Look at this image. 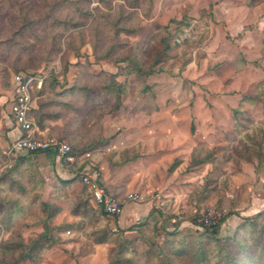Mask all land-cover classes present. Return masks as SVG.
I'll return each instance as SVG.
<instances>
[{
    "label": "rangeland",
    "instance_id": "rangeland-1",
    "mask_svg": "<svg viewBox=\"0 0 264 264\" xmlns=\"http://www.w3.org/2000/svg\"><path fill=\"white\" fill-rule=\"evenodd\" d=\"M97 6V2L90 6L92 19ZM102 10L110 42L99 46L97 55L91 44V19L64 35L63 50L56 57L48 61L35 58L20 72L45 77V92L36 98L35 107L43 100L53 102L49 114L61 113L62 118L46 122L58 136L63 129L72 131L78 145L91 148L79 157L85 167L102 175L104 165L126 185L106 188L100 184L119 200L136 192L142 196L140 203L152 201L155 219L138 222L125 235L113 217H102L94 229L87 218L70 212L72 201L87 189L82 182L85 168L76 171L61 160L83 187L72 196L71 184L60 196L59 179L48 195L37 160L44 179L42 200L63 210L51 224L58 244L40 262L21 264H109L110 253L122 235L141 242L144 259L148 255L159 264H169L168 254L175 263L163 246L166 234L198 235L206 228L195 219L216 209L225 214L219 237L226 238L234 236L247 218L264 210V95L243 103L244 97L258 94V85L264 81V0L255 6L248 5V0H149L140 8L118 0L112 9ZM119 28L129 33L115 36ZM78 31L83 32L70 45L66 69L62 59L66 39ZM152 38L157 51L150 52L145 46ZM164 39L168 51L161 45ZM132 52L142 60L143 70L153 73L143 77L129 74V62H116ZM4 58L0 62V98H9L12 78L20 72L15 71L12 57ZM85 67L95 79L79 82ZM117 74L125 93L120 109L112 111L116 93L110 76ZM71 88L78 95L73 99L79 101L69 98ZM208 154L213 161L190 170L194 155L200 159ZM13 156L8 148L0 149V173L12 167ZM177 158L182 164L171 173ZM127 184L134 189L128 190ZM0 190V201L6 202L8 210L3 216H12L8 224L0 223V264H5L3 260L14 262L19 254L14 228L24 213L20 207L12 211V199L22 204L26 199L16 197L8 187ZM88 197L92 209L98 211L99 206L90 194ZM104 229L114 235L108 243L98 244L102 235L94 233ZM41 232V224H31L22 230V239L28 243ZM7 242L12 252L4 248Z\"/></svg>",
    "mask_w": 264,
    "mask_h": 264
},
{
    "label": "trees",
    "instance_id": "trees-1",
    "mask_svg": "<svg viewBox=\"0 0 264 264\" xmlns=\"http://www.w3.org/2000/svg\"><path fill=\"white\" fill-rule=\"evenodd\" d=\"M118 0H0V62L5 60V56H10L14 60L15 71H22L31 65L35 58H41V61H48L56 57L63 50L62 39L64 35L74 29L86 26L93 17V12L90 6L93 2L99 3L100 6L95 8L96 16L90 24V34L92 38V47L97 55L98 47L109 44L108 24L105 22L106 12L103 9H112L113 3ZM131 8H140L149 0H123ZM262 0H248V5L255 6ZM110 15V13H107ZM46 31V33H45ZM83 31L74 32L66 39L67 50L63 54V62L67 69L68 57L72 52L71 43L77 38V35ZM117 32V35H116ZM115 32V36L122 33H129L126 29L119 28ZM134 34L133 32L130 34ZM155 38H152L145 46L150 52L157 51V48L152 44ZM166 46V51L170 47L167 40L164 39L161 45ZM146 51H144L145 53ZM25 59V60H24ZM22 61H28L22 66ZM116 62H129V74H136L143 77L150 75V72L143 70L142 60L135 53L116 59ZM23 73V72H20ZM18 73V74H20ZM117 75L110 76L112 81L113 91L116 93V105L112 107V111H117L121 107V98L125 93V86L117 82ZM79 82H90L95 79L94 76L88 74L87 67L83 68L82 73L78 77ZM58 82L54 80V85ZM45 87V86H44ZM264 81L258 85V94L255 97H244L243 103L246 101L253 102L259 99L260 95H264L262 88ZM52 88H55V86ZM44 88L38 92V96H43ZM69 96L72 101L74 95L78 96L75 88L69 90ZM68 92V93H69ZM53 102L45 100L40 102L38 108L32 111L41 130H48L46 134L49 138H56L67 143L71 147V155L79 158L87 153L91 148L83 147L76 143V137L72 131L62 130V136H58L47 124L48 119L58 120L62 118V114H49V109ZM110 110V111H111ZM67 126V124H66ZM76 140V141H75ZM52 153L57 157L54 151L47 152H22L13 156V165L7 170L0 173V188L8 187V191H12L16 197H25L22 201L12 199V211L14 208L20 209L21 217L16 221L15 233L19 237L18 243L15 244L19 254L12 260H3L5 264H21L25 261L34 263L40 262L46 253L58 244L57 238L52 235L55 227L51 226L54 219L61 213L62 208L59 206L45 202L42 200V189L44 179L41 175L39 165L37 163L38 156L41 154ZM195 153V152H194ZM212 154H208L203 158H196L195 155L190 163V170L204 163L213 161ZM67 165H70L66 163ZM182 162L176 160L170 167L173 172ZM76 171L85 168V162L70 165ZM78 177V176H77ZM77 177L72 180H60V187L57 190L60 196L65 194L68 187L73 184ZM83 194L74 199L70 206V212L75 217L87 218L94 229H97L101 224L102 217H110L101 207L98 211H94L89 204V194L91 192L86 186ZM207 186L202 190V194L206 192ZM3 190H0L2 192ZM116 198V196H114ZM207 197V196H206ZM206 197L203 199L205 200ZM118 198V197H117ZM6 202L0 201V223L8 224L11 220L9 214H5ZM23 205V207H22ZM27 212H25L26 210ZM154 209L149 214V218L153 215ZM3 216V217H2ZM148 218V219H149ZM117 223L119 217L114 218ZM196 221V219H195ZM41 224L43 232L36 237L30 238L28 243L22 239V230L31 224ZM28 225V226H26ZM144 224H141V226ZM136 225L129 229L122 230V234L132 232ZM220 227H215L212 230L204 229L198 235L182 234L174 231L166 234L163 246L177 262L173 263L171 257L167 255L169 264H264V210L249 217L245 223L239 228L234 236L220 238ZM101 233L98 244L108 243L114 232L104 229L101 232H95L94 235ZM6 249L11 251V246L5 243ZM13 245V244H12ZM8 246V247H7ZM141 242L139 240L130 241L122 235L117 241L116 246L112 249L109 256V264H159L153 257L146 256L140 249Z\"/></svg>",
    "mask_w": 264,
    "mask_h": 264
},
{
    "label": "built area",
    "instance_id": "built-area-1",
    "mask_svg": "<svg viewBox=\"0 0 264 264\" xmlns=\"http://www.w3.org/2000/svg\"><path fill=\"white\" fill-rule=\"evenodd\" d=\"M13 95L11 99V116L20 130L21 135L9 148V154L15 155L22 152H47L54 151L61 160L73 165L81 162L71 155V147L56 138H49L41 130L32 111L36 108L38 92L44 88L45 77L38 73L15 74L11 82ZM91 155L86 154L89 158ZM82 182L89 187L93 202L101 207L110 217H120L124 207L130 203L140 202L139 193H130L124 200H119L111 195L98 181L97 177L89 172L82 175ZM225 214L216 209L209 210L197 217L196 224L201 228L213 229L221 224Z\"/></svg>",
    "mask_w": 264,
    "mask_h": 264
},
{
    "label": "crops",
    "instance_id": "crops-1",
    "mask_svg": "<svg viewBox=\"0 0 264 264\" xmlns=\"http://www.w3.org/2000/svg\"><path fill=\"white\" fill-rule=\"evenodd\" d=\"M13 95V88L9 92V98L1 96L0 98V149L4 150L10 148L16 140L20 137L21 132L16 127L11 116V99ZM180 160V158H177ZM38 163L40 165L43 176L46 178V193L50 194L59 185V179L72 180L74 179V172H71L69 166L61 162L59 157L54 156L52 153L41 154L38 156ZM101 172L96 173L90 166L85 167V172L93 174L98 181L108 188H115L118 186L126 185L121 181L120 176H112L105 166H101ZM176 170V169H175ZM175 170L173 172H175ZM95 172V173H93ZM171 172V173H173ZM83 184L81 182L73 183L71 195L75 196L81 190ZM127 189L131 191L134 189L130 184H127ZM153 209V202L145 203H130L124 207L122 215L119 217L117 224L124 230L138 224V222L148 219L149 214ZM153 216V215H152ZM150 217L149 219L153 218ZM155 219V218H153Z\"/></svg>",
    "mask_w": 264,
    "mask_h": 264
}]
</instances>
